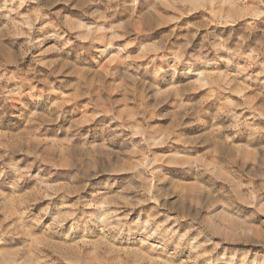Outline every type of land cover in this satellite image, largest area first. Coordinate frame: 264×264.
<instances>
[{"label":"rangeland","instance_id":"374dc122","mask_svg":"<svg viewBox=\"0 0 264 264\" xmlns=\"http://www.w3.org/2000/svg\"><path fill=\"white\" fill-rule=\"evenodd\" d=\"M0 264H264V0H0Z\"/></svg>","mask_w":264,"mask_h":264},{"label":"bare ground","instance_id":"6f19581e","mask_svg":"<svg viewBox=\"0 0 264 264\" xmlns=\"http://www.w3.org/2000/svg\"><path fill=\"white\" fill-rule=\"evenodd\" d=\"M108 214V213H107Z\"/></svg>","mask_w":264,"mask_h":264}]
</instances>
